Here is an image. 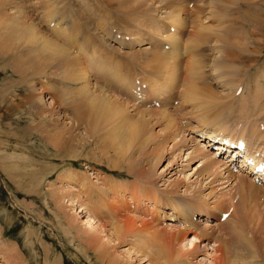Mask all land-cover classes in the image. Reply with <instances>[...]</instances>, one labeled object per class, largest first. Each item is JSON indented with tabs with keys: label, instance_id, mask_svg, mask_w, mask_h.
<instances>
[{
	"label": "rangeland",
	"instance_id": "374dc122",
	"mask_svg": "<svg viewBox=\"0 0 264 264\" xmlns=\"http://www.w3.org/2000/svg\"><path fill=\"white\" fill-rule=\"evenodd\" d=\"M0 1V264H163L155 255L162 249L157 237L152 252L142 248L141 242L155 231L166 229L165 236L173 232L168 224L177 226L183 218L181 211H173L178 207L188 215V230L200 239L194 248L186 246L188 241L178 243L169 264H213L228 246L249 257L250 264L264 263V183L257 182H264V170L249 173L250 163H246L258 160L264 165V0H57L55 10L45 6L44 0ZM183 5L187 10L186 15L181 11L184 31L167 24ZM193 8L200 10L205 25L213 29L205 31L200 47L191 49L196 31L192 24L197 23ZM253 17L258 24L254 19L249 23ZM63 30L74 35L70 39L75 43L62 36ZM173 32L179 33V43L188 44L184 43L188 54L180 61L183 74H178L179 84H184L183 75L203 68L199 86L215 92L212 100L206 93L196 103H184V86L178 87L176 82L167 86V72L149 67L153 50L165 52L166 57L175 50L163 38ZM217 34L228 38L219 41ZM45 35L65 44L80 62L85 60L80 66L86 70L91 88L109 90L128 102L134 120L140 118V112H150L144 119L150 121L146 130L153 138L137 145L132 142L123 152L117 143L122 133L127 134L124 124L111 127L114 121L104 119L106 127L99 126L101 115L86 100L93 114L78 122L76 105L65 102L80 97L75 93L79 86L67 82L65 72L55 68L57 55L39 40ZM194 57L201 63L193 62ZM216 67L221 80L216 78ZM124 80L136 89L133 98L137 102L122 90ZM152 83L158 84L157 90L162 88L164 96L150 91ZM165 87L171 94H166ZM61 101L63 105L57 104ZM161 110L175 118L173 139L167 136ZM197 116L200 123L194 118ZM54 127L63 131L50 139L46 130ZM211 133L220 135L214 140L242 141L250 151L244 149V156L231 162L233 153L220 152L219 143L214 150L209 139L203 140ZM202 134L207 135L203 138ZM56 142L62 143L60 149ZM133 149L134 162L129 164ZM212 160L218 173L207 174L203 165ZM117 164L125 166L117 168ZM137 168H143L145 176L136 173ZM68 173L75 179L65 178ZM238 179H246L247 185L255 181L259 197L249 195V186L241 192ZM112 182L123 187L114 191ZM93 191L99 204L88 197ZM77 198L98 225L91 226L85 211L79 212V204L73 203ZM220 211H228V218L221 219ZM145 222L152 229L135 234V228ZM67 224L72 228L69 234ZM112 226L119 228L122 238H116ZM192 234L189 237H195ZM250 246L251 252L247 250Z\"/></svg>",
	"mask_w": 264,
	"mask_h": 264
},
{
	"label": "bare ground",
	"instance_id": "6f19581e",
	"mask_svg": "<svg viewBox=\"0 0 264 264\" xmlns=\"http://www.w3.org/2000/svg\"><path fill=\"white\" fill-rule=\"evenodd\" d=\"M19 2H22L21 0H18ZM46 3H47V5H45V6H47V7H49L50 9H52V10H55V2L57 1V0H44ZM111 1V0H110ZM185 2H186V0H184ZM3 2H12V0H3ZM184 2V3H185ZM51 5V7L49 6V4ZM57 3V2H56ZM144 3H147V2H144ZM183 3V4H184ZM0 5H1V1H0ZM141 5V4H140ZM144 5V4H143ZM27 8H29L30 6H26ZM118 7H120V6H118ZM209 7V6H208ZM49 8H47L46 9V11H48V9ZM60 8V7H59ZM186 5H183V6H181V7H177V13H176V15L174 16V19H167V21L169 22V23H167V24H170V25H172V26H175V27H177V29H181V30H183L184 31V28L183 27H186V23H185V21H184V19H183V17H182V15H181V11H183V13H185V15H186ZM210 8H212V6L211 7H209V9ZM50 9H49V12H50V14H51V16H52V12L50 11ZM140 9V8H139ZM147 10V9H146ZM193 11H194V8H193ZM195 12V11H194ZM56 13H57V11H56ZM193 13V12H192ZM200 10L198 9H196V12L194 13V17L195 18H197V23H194V25L192 24V26H194V30H196V31H194L195 32V34L193 35L194 37L192 38V36L190 37V39L192 38L193 40H191V43H192V46L190 45L189 46V48H191V49H194V48H196V46H198V47H200V45H202L203 44V39H204V37H203V35H205V31H211L213 28V26H209V25H205V23L206 22H204V20H202L203 18H201V16H200ZM29 14V13H28ZM47 14H48V16L50 15L48 12H47ZM68 15V14H67ZM181 15V16H180ZM50 16V17H51ZM188 16V15H187ZM47 17V16H46ZM182 17V18H181ZM249 17V16H248ZM53 18V17H52ZM51 19V18H50ZM252 19H254V17L253 18H251L250 19V24H251V20ZM254 22H256L257 24L259 23V21L258 20H256V19H254L253 20ZM261 21H263L262 19H261ZM50 23V22H49ZM59 24V23H58ZM50 25V24H49ZM256 26H258V25H256ZM55 27V26H54ZM64 27V26H63ZM59 28V27H58ZM61 28V27H60ZM31 30H34V28H30ZM64 29V28H63ZM176 29V28H175ZM55 30V29H54ZM70 30V29H69ZM56 31V30H55ZM58 31H59V29H58ZM66 31V30H65ZM68 31V30H67ZM157 31V30H156ZM176 31V30H175ZM63 32H64V30H63ZM193 32V31H192ZM55 33H58L57 31L55 32ZM70 33V32H69ZM73 33H74V31H73ZM173 33H175V32H173ZM184 33V32H183ZM182 33V34H183ZM72 34V33H71ZM191 34V33H190ZM58 36V34H55V36ZM59 35H62V34H60L59 33ZM64 38H66V40H69L70 38H72L74 35L72 34L71 36L72 37H70L68 34H66L65 32L63 33V35H62ZM215 36H217V39L219 40V41H222V42H225V38H226V36H223V34H217V35H215ZM40 37V41L41 42H43V44H44V46L48 49V51H52V55L53 56H56L57 55V57H58V59L57 60H59V62L57 61H55L56 63H54V61H53V63H54V65H55V68H57V69H60V70H62L63 72H65V76H66V80H67V82H72V83H74L75 82V84H77V86H79V87H77V88H75V93H76V96H80V97H78L77 99H75V100H71V102H69V103H66L65 102V104L66 105H70V107H72V106H74V105H76V108H75V110H76V112H75V110H74V117L77 119V121L79 122V121H81L84 117H86L87 116V118H90L91 116H92V114H93V111L92 110H96L98 113H100V122H99V126H103L104 124V119H106V120H112V121H114V124L111 126V127H120V128H122L123 127V124H124V128L127 130V134H125V133H122V136H121V138H120V140L118 141V143H117V147H119L123 152H126L127 151V149H128V147L131 145V143L133 142V143H135L136 145L138 144V143H140V142H143L144 141V143H147V142H149L150 140H151V138H153V134H148V131L146 130L147 129V127H148V125L150 124L149 122L150 121H148V120H146V119H144V117L145 116H147L148 114L147 113H150V112H148V111H142V112H140L139 114H140V118H138L137 120H134V116L133 115H129V107H131V105L128 103V102H124V101H122V100H120L118 97H114V96H112V94H110V93H108V91L109 90H104V89H101L100 88V90H98L97 88H96V90L95 89H93V87L91 88V84H88V79L86 78L87 76H86V70H84L81 66H80V63H82L83 61H85V60H82L81 62H80V59L77 57V56H74V54L72 55L71 54V52L64 46V45H61V44H57L54 40H53V38H51V36H48V35H45L44 37H41V36H39ZM56 38H58V37H56ZM61 38V37H60ZM59 38V39H60ZM165 40H168V43H169V41H170V43H172L171 45H173L174 46V51L172 52V50H170L171 51V53H170V55L168 56V57H166V56H163V54L165 53H161L160 54V52H162V51H154L153 50V53L150 55V58H148L149 59V67H156V68H158L159 67V69H160V71L162 70H164V72H167V74H168V78H169V81H167L166 79V83H167V86H169V87H171L172 85H173V83H177L178 84V87H179V83L181 82V80H180V78H179V80L177 79L178 78V74L180 75V76H182V74H181V72H180V68H181V66L183 65H181L180 64V61H183L182 59H183V57L182 56H184V53H187L188 54V51H186L185 49H184V43L186 42V41H181L180 43H179V33H175V34H172V35H168V36H166V37H163ZM228 38V37H227ZM226 38V39H227ZM58 39V40H59ZM73 39V38H72ZM56 40V39H55ZM65 40V39H64ZM57 41V40H56ZM61 41H63V40H61ZM70 41H71V39H70ZM218 41V42H219ZM229 41H230V39H229ZM229 41H227V42H229ZM58 42V41H57ZM64 42H66V41H64ZM73 42V40L71 41V43ZM73 43H75V42H73ZM169 43V44H170ZM190 43V42H189ZM230 43H231V41H230ZM183 44V45H182ZM67 45V44H66ZM73 45V44H72ZM76 44H74V46H75ZM186 45H188L187 44V42H186ZM185 45V46H186ZM69 46V45H68ZM78 46V45H77ZM79 47V46H78ZM69 48H71V47H69ZM74 48H76V46L74 47ZM170 48V47H169ZM173 48V47H172ZM188 48V49H189ZM72 49V48H71ZM86 49V48H85ZM84 49V50H85ZM168 49V48H167ZM171 49V48H170ZM190 49V50H191ZM79 50V49H78ZM186 52H185V51ZM53 51H56V52H53ZM77 51V50H76ZM82 51L83 50H80V52L82 53ZM152 52V51H151ZM197 52V51H196ZM77 53H79L78 51H77ZM146 53V52H145ZM79 55H80V53H79ZM85 54H82V56H84ZM193 55H194V53H193ZM81 56V57H82ZM188 56V55H187ZM80 57V58H81ZM90 56H88V58H89ZM84 58H86V57H84ZM191 58V57H190ZM82 59V58H81ZM172 60H174V62L172 63L171 61ZM187 60H190V59H187ZM193 62H197L198 64L199 63H201V59L200 58H196V57H194L193 59ZM62 61H64V63L62 62ZM91 62H95L94 60L93 61H91ZM191 63H192V61H190ZM88 63V62H87ZM170 63H172L170 66L171 67H169L168 66V64H170ZM189 63V62H188ZM191 63H189V64H191ZM83 64V63H82ZM85 64V63H84ZM188 64V65H189ZM193 64H195V63H193ZM187 65V64H186ZM186 65H184L185 66V68L186 67H188V66H186ZM192 65V64H191ZM190 65V66H191ZM197 65V64H196ZM201 65V64H200ZM200 65H197L198 67H201ZM189 66V67H190ZM194 66V65H193ZM192 66V67H193ZM164 69H163V68ZM183 67V66H182ZM191 67V68H192ZM203 67V66H202ZM86 68V67H85ZM148 68V67H147ZM153 68V69H154ZM190 68V70H192V69H194V68H192L191 69ZM182 69V68H181ZM184 69V68H183ZM197 69V68H196ZM195 69V71L197 72V70ZM202 69L203 68H200V71H199V73H195V71L194 70H192V71H189L188 70V68H187V70L189 71L188 72V74H190V76L189 75H187V73L185 74V72H187V70L185 69V71H184V74L186 75H183L184 76V78L182 79L183 81H184V84L182 83L180 86H184V88H183V86H182V97H181V99H182V101L184 102V103H196L195 101H199V100H201V99H203V97L205 98V96H206V93L207 94H209V99L210 100H212L213 98L211 97V95H214L215 94V92H211L210 90H209V87H206V88H201L200 86H199V82H198V78H200L201 79V77H203V75H205V73H204V71H202ZM154 71H157V70H154ZM217 71H219V68L218 67H216V73H217ZM117 72V71H116ZM115 72V73H116ZM163 72V73H164ZM110 73V72H109ZM156 73V72H155ZM161 73V72H160ZM159 73V74H160ZM119 73H116V75H118ZM156 74H158V71H157V73ZM189 76V77H188ZM89 77V76H88ZM118 78L120 77V76H117ZM165 77V76H164ZM197 77V78H196ZM222 75L220 74V73H217L216 74V78H217V80H221L222 78ZM195 78L197 79V81H195ZM120 79V78H119ZM125 79V78H124ZM155 79V78H154ZM116 80H117V78H116ZM136 80H137V78H136ZM84 81V83L85 84H83L82 82ZM122 81V80H121ZM125 81V80H124ZM149 82V81H148ZM110 83V82H109ZM118 83V82H117ZM165 83V84H166ZM175 83V84H176ZM122 84V83H121ZM124 85H122L123 87L122 88H124V89H122L127 95H129V96H131L132 98L133 97H135L136 95H135V91H136V89L135 88H132L131 87V84H130V82H127V81H125L124 83H123ZM174 84V85H175ZM109 85V84H108ZM146 85V84H145ZM186 86V87H185ZM120 87H121V85H120ZM157 87H159L158 86V84H154V83H152V85H149V88H150V91L154 94H156L158 97H161V96H164V94L161 92V89L162 88H160V90H157ZM169 87H167L168 89H169ZM51 88V87H50ZM167 88L165 87V89H164V91L166 92V94H167V91H170V92H172L171 90H167ZM224 88V87H223ZM135 89V90H134ZM171 89V88H170ZM180 89H181V87H180ZM52 90H53V87H52ZM163 91V90H162ZM52 92V91H51ZM110 92V91H109ZM169 92V93H170ZM143 93V92H142ZM161 93V94H160ZM169 93L167 94V95H169ZM171 94V93H170ZM151 95V94H150ZM53 97V96H52ZM84 97H85V99H84ZM153 97H156V96H153ZM32 98V97H31ZM164 98V97H163ZM136 102H137V100H136V98H133ZM208 99V98H207ZM206 99V100H207ZM85 100H86V102L88 103V105L91 107V109L87 106V104H86V102H85ZM126 101V100H125ZM203 101V100H202ZM58 102H60V101H58ZM164 102V101H163ZM209 102V101H208ZM205 103V102H204ZM207 103V102H206ZM57 104H60V105H63L64 103L61 101V103H57ZM171 104V103H170ZM200 104H202V102L201 103H199V105ZM206 105V104H205ZM204 106V105H203ZM133 107V106H132ZM137 107V106H136ZM197 107V106H196ZM200 107H202V106H200ZM134 109V108H133ZM200 109V108H199ZM135 111V110H134ZM177 111V110H176ZM264 111V110H263ZM129 112V113H128ZM198 112V111H197ZM259 113V112H258ZM138 114V115H139ZM161 118L160 119H162V120H165V122H167L166 123V127H167V130H168V133H167V136H169V138H172L173 139V135L174 134H172L171 135V130L175 127V125L176 124H174V121H175V118L172 116L171 117V115H169L168 113H167V110H164V111H162L161 110ZM151 115H153V114H151ZM200 115H202V114H200ZM150 116V115H149ZM187 116V115H186ZM195 119L196 118H198V116L197 117H194ZM202 118V117H201ZM199 120H198V122L200 121V118H198ZM174 120V121H173ZM48 122V121H47ZM205 122V121H204ZM200 123V122H199ZM203 123V122H202ZM105 127H106V125H104ZM180 126V125H179ZM187 127V126H186ZM56 128L57 127H54L53 129H47L46 131V133H47V136H48V138H50V139H52V138H54V135H56V136H59L60 134H59V132H57V131H59L62 127H59L60 129H58V130H56ZM172 128V129H171ZM222 128V127H221ZM66 129V128H65ZM68 129V128H67ZM71 130V129H70ZM61 131V130H60ZM63 131V130H62ZM61 131V132H62ZM69 131V130H68ZM42 132V131H41ZM119 133L121 134V131L119 130ZM69 134V133H68ZM253 134V133H252ZM166 134H164V136H165ZM204 135H207V134H202L201 136L204 138ZM259 135V134H258ZM171 136V137H170ZM217 136H220V135H218V134H216V135H212V133H211V135H208L207 137H205L203 140H207V139H209L208 141H209V146H213V145H216V143H219L218 144V150H222V149H228L227 151H230L231 153H233L234 154V157L232 158V159H230L231 160V162L233 161V159L235 158V156H238V155H241V154H243V150L244 149H248L249 151H250V149L249 148H247V147H244L243 146V149H238V145H239V143L238 144H236V143H232V142H230L231 140H229L228 138H220L219 137V139L218 140H214V138H216ZM174 137H175V135H174ZM59 139V138H58ZM60 140H62V139H60ZM66 140V139H65ZM238 142V141H237ZM224 143V144H223ZM226 143H231V144H233V148L234 149H232V147L231 146H227L226 145ZM56 147H58L59 149H60V147L62 146V143L60 142V144H58L57 142H56ZM63 144H64V146H66V143H64L63 142ZM230 144V145H231ZM246 145L248 144V143H245ZM249 145V144H248ZM247 145V146H248ZM249 147V146H248ZM139 148L140 149H142L140 146H139ZM134 150L135 149H133V151L131 152V154H130V157H129V159H128V163L129 164H131V163H133L134 161L133 160H131V158L133 157V154H134ZM197 152V151H196ZM200 153H202L201 151H199ZM74 153V152H73ZM220 153V152H219ZM248 153V152H247ZM257 153V152H256ZM72 154V152H70V153H66L65 154V156H69V155H71ZM203 154V153H202ZM250 154V153H249ZM263 154V153H262ZM208 155V154H207ZM247 156V155H246ZM248 157V156H247ZM251 157V156H250ZM229 158H230V156H229ZM249 158V157H248ZM247 158V159H248ZM251 159V158H250ZM253 159V158H252ZM262 159V158H261ZM248 162H246V163H250L248 166L250 167V169L248 170V172L249 173H253V172H256V169L257 168H260V162H258V160H247ZM126 163V161L124 160V164ZM127 163V165L126 166H128L129 164ZM241 163H242V165L244 166V165H246V163L244 162V160L243 161H241ZM217 165V163H215L214 162V160H212L211 162H209V163H207V164H205V165H203V171L204 172H206L207 174H210L211 172H212V174H215L216 172L218 173V171H216V169L214 170V168L215 167H217L216 166ZM121 166H125V165H120V164H117V165H115V167H117V168H119V167H121ZM230 166H231V164H230ZM227 167H228V165H227ZM218 168V167H217ZM138 169V168H137ZM126 170H128V171H130V170H132V169H130V168H127ZM125 170V171H126ZM133 171V170H132ZM127 172V171H126ZM136 173H138V174H141V175H144L145 174V170L143 169V168H140V169H138L137 171H136ZM229 175H231V174H229ZM252 175V174H251ZM263 175H264V172H263ZM145 176V175H144ZM242 177V176H241ZM261 177H262V175H261ZM65 178H67V179H69L70 181L71 180H74L75 178L73 177V176H71V174L70 173H68V175L67 176H65ZM74 178V179H73ZM245 178V177H244ZM257 179V178H256ZM238 180H240V179H238ZM246 180V179H245ZM245 180H240V186L243 188H241L242 189V191L241 192H244L245 190L244 189H247L248 187L247 186H249V190H250V193H249V195H251L252 197H259V194H260V192H258V188H259V186H257L256 184H254V182H250V185H247L248 183L245 181ZM249 180V179H248ZM112 180H108L107 182H111ZM250 181V180H249ZM147 182H149V181H147ZM113 183V186L115 187V188H112L114 191L115 190H118V189H120L121 187H123V186H119V185H117L118 183H115V182H112ZM245 183H247V184H245ZM238 184H239V181H238ZM247 187V188H246ZM240 188V187H239ZM108 189H110V187L108 188ZM264 189V188H263ZM81 190V189H80ZM248 190V191H249ZM106 191V190H105ZM105 191H103V192H105ZM111 191V190H110ZM177 190H176V188L174 189V190H172L171 191V193H174V192H176ZM94 192V191H93ZM92 192V194H90V193H88V197L89 196H93V195H95V192L93 193ZM102 193V192H101ZM69 194V193H68ZM97 194V193H96ZM153 195L155 194V192L154 193H152ZM245 195V194H244ZM94 198H92L91 200L93 201V204L94 203H98L99 204V202H98V200L95 198V196H93ZM101 197V196H100ZM121 197V196H120ZM262 197V196H261ZM91 198V197H90ZM122 198L124 199L125 198V196L124 195H122ZM250 198V197H249ZM78 199V201L77 200H73V203H76L75 205H77V204H79V212L81 211V212H83V211H85V213H84V216L86 217V220H88V223L91 225V226H93V224L94 225H96L97 224V222H96V219L93 217V218H91L92 216L91 215H89V213L87 212V210L83 207V204L81 203V201H80V199L79 198H77ZM255 200V199H254ZM91 202V201H90ZM114 202V201H113ZM102 203V202H101ZM117 203V202H116ZM220 203V202H219ZM222 203V202H221ZM88 204V203H87ZM90 205V204H89ZM92 205V204H91ZM96 205V204H95ZM110 205L112 206V208L114 207V205L112 204V203H110ZM246 205V204H245ZM253 205H255V203L253 204ZM90 207V206H89ZM91 208V207H90ZM93 208H95V207H93ZM102 209V208H101ZM173 211H176V212H178V211H181L180 213H182L183 214V218H182V220H178V224L179 225H177V226H171V224H168V225H170V226H168L169 227V229L170 230H172L173 232H169L168 234V236H165V234L166 233H164V232H166V229L165 230H161V231H155L152 235H151V237H147V238H143L142 240V242H141V244H142V248H145V249H147V250H150L151 252L152 251H154L153 249H152V245L153 244H155L156 242H154L155 241V239H156V237H157V244H160L161 246H162V249L161 250H159V249H157L156 251H155V255H156V259H160V261L161 260H164V262H163V264H165V263H171L172 261H173V257L175 256V252L177 251L176 250V246H177V244L178 243H182V242H189V244H186V246H190L191 248H194L195 247V243L200 239V235L199 234H196L195 233V231L194 232H192L191 231V229L190 230H188V224H189V222L188 221H190V220H188V218L186 217V215H187V213H186V215L184 216V214H185V212H183V209L181 208V207H178L177 209H174ZM98 212V211H97ZM180 213H177V215H180L181 216V214ZM229 212L228 211H220V216H223V214H228ZM91 214V213H90ZM176 214V213H175ZM88 217H87V216ZM103 215V214H102ZM188 216V215H187ZM97 217V216H96ZM103 217H104V215H103ZM106 217V216H105ZM172 217V216H171ZM177 219H178V217L177 216H175ZM174 217V218H175ZM92 219V221H91V219ZM173 217H172V219H174ZM133 220V219H132ZM184 220V222H182ZM147 222H145V223H141L140 224V227H138V229L137 228H135V234H140V233H142V232H147L153 225L152 224H146ZM98 225V224H97ZM167 225V224H166ZM173 225V224H172ZM106 226L107 225H105V224H103L101 227L102 228H106ZM191 226H192V229L194 228V225H192L191 224ZM98 227V226H97ZM150 227V228H149ZM65 228V227H64ZM132 228V227H131ZM71 225L69 224H67V227L65 228V231L69 234V232L71 231ZM100 228H98V230H99ZM112 229H113V231H114V233L117 235L116 236V238H122L123 236L121 235H119L118 233H119V228H117V227H115V226H112ZM125 229V228H124ZM123 229V230H124ZM133 229V228H132ZM152 229V228H151ZM168 229V228H167ZM127 230V229H126ZM131 230V229H130ZM129 229H128V231H130ZM194 234L195 235V237H189V235H191V234ZM163 235V237L165 236V237H168L167 239H161V238H159L158 239V235ZM192 234V235H193ZM167 235V234H166ZM118 238V239H119ZM181 241V242H180ZM162 242V243H161ZM242 242V241H241ZM252 244V243H251ZM250 245V244H249ZM248 245V246H249ZM253 245V244H252ZM239 246V245H238ZM254 246V245H253ZM252 246V247H253ZM229 247V246H228ZM226 248V249H221V252L218 254V257H219V259H215V261H213V264H250V260H249V257H247V256H245V254H240V253H238L237 251H232L230 248ZM243 247V246H242ZM141 248V249H142ZM190 248V249H191ZM250 248H251V246H250ZM138 250V249H137ZM143 250V249H142ZM247 250H249V252H251L253 249L251 248V249H247ZM143 252V251H142ZM252 258V257H251ZM263 261V260H262ZM155 263V262H154ZM253 263V262H252ZM178 264H181V262L180 263H178ZM264 264V263H263Z\"/></svg>",
	"mask_w": 264,
	"mask_h": 264
}]
</instances>
